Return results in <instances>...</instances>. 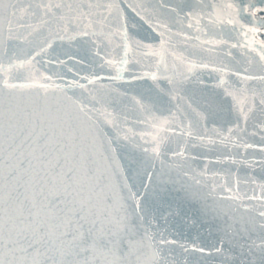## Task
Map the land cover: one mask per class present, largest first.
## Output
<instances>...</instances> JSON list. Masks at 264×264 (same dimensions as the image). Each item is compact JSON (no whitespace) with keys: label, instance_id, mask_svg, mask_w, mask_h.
<instances>
[{"label":"snow or ice","instance_id":"6c2138e0","mask_svg":"<svg viewBox=\"0 0 264 264\" xmlns=\"http://www.w3.org/2000/svg\"><path fill=\"white\" fill-rule=\"evenodd\" d=\"M126 2L0 0V264H264V182L165 163L264 170V8Z\"/></svg>","mask_w":264,"mask_h":264},{"label":"water","instance_id":"95a60500","mask_svg":"<svg viewBox=\"0 0 264 264\" xmlns=\"http://www.w3.org/2000/svg\"><path fill=\"white\" fill-rule=\"evenodd\" d=\"M141 2L142 0H127L126 6L131 10L132 5ZM250 2L256 8H264V0H250ZM232 55L240 58L243 52L239 48L232 49ZM77 94H79L78 90ZM249 132H251V128H249ZM259 138V134H257L253 139L259 140ZM233 159L235 163L229 160L226 163L211 165L207 171L204 170L206 161L201 159L181 162L182 171L180 168L175 167V162L173 161H165V163L172 164L174 171L178 174V178L193 187L207 185L216 187L217 192H219L220 186L230 184L233 189L231 195L236 197V203L243 208L246 206V196H251L253 187H255V185L248 183V180H255L257 184L264 182V170L258 164L251 163L253 159H259L258 151L249 150L245 158L241 149V155L234 156ZM196 231V229H188L185 234L191 238ZM210 239L211 237L208 236L207 232H202L201 240L208 241Z\"/></svg>","mask_w":264,"mask_h":264},{"label":"flooded vegetation","instance_id":"af4514ba","mask_svg":"<svg viewBox=\"0 0 264 264\" xmlns=\"http://www.w3.org/2000/svg\"><path fill=\"white\" fill-rule=\"evenodd\" d=\"M259 15L264 16V13H259ZM261 39H264V36H262Z\"/></svg>","mask_w":264,"mask_h":264}]
</instances>
